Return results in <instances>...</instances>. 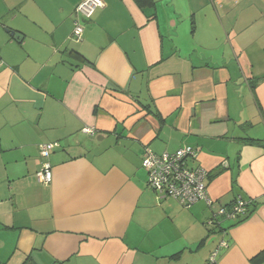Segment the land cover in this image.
I'll return each instance as SVG.
<instances>
[{"label":"crops","instance_id":"obj_1","mask_svg":"<svg viewBox=\"0 0 264 264\" xmlns=\"http://www.w3.org/2000/svg\"><path fill=\"white\" fill-rule=\"evenodd\" d=\"M82 1L0 0V246L16 264H209L225 241L217 264H264V0H101L89 20ZM185 146L211 208L147 186L145 151ZM237 199L246 217L209 224Z\"/></svg>","mask_w":264,"mask_h":264},{"label":"built area","instance_id":"obj_2","mask_svg":"<svg viewBox=\"0 0 264 264\" xmlns=\"http://www.w3.org/2000/svg\"><path fill=\"white\" fill-rule=\"evenodd\" d=\"M102 6L101 0H83L75 11L77 15L88 19L96 9ZM82 34L83 28L81 24L75 21L71 38L76 42H80ZM59 146V143L40 145V156L47 158ZM196 159V151L188 146L179 148L174 153H162L160 155L153 154L147 149L142 159V167L148 174V188L156 193L159 199H174L184 209H188L200 201L211 208L214 202L207 193L206 180L208 173L200 167L190 168L189 166V161ZM35 178L40 184H50L52 182L50 165L44 163L36 173ZM246 205V202L241 199H237L229 207L218 205L209 224L216 226L215 223H218L219 219L236 220L244 214ZM227 246L225 241H221L209 258V264H217L216 257L219 250L225 249Z\"/></svg>","mask_w":264,"mask_h":264},{"label":"trees","instance_id":"obj_3","mask_svg":"<svg viewBox=\"0 0 264 264\" xmlns=\"http://www.w3.org/2000/svg\"><path fill=\"white\" fill-rule=\"evenodd\" d=\"M133 2L140 8V9H145V8H148V7H154L155 6V2H154V0H133ZM92 16V15H91ZM91 18V17H90ZM90 18H88V20L90 19ZM82 26V25H81ZM83 28V27H82ZM81 40H82V38H81ZM76 42V41H75ZM73 56L74 57H77V58H80L81 56L78 54V53H74L73 54ZM247 142H248V144H254V145H258V146H262V143L260 142V141H256V140H251V139H249V140H247ZM60 145V144H59ZM40 146V145H39ZM60 147H61V145L58 147V148H56V149H54L51 153H50V155L55 151V150H57V149H60ZM38 149H39V147H38ZM50 155L47 157V158H45V159H48L49 157H50ZM43 158V157H42ZM42 167V166H41ZM41 169V168H40ZM39 169V170H40ZM144 169V168H143ZM38 170V171H39ZM145 170V169H144ZM37 171V172H38ZM146 171V170H145ZM36 172V173H37ZM146 173H147V171H146ZM36 175V174H35ZM211 176H212V174H211ZM210 177V176H209ZM147 178H148V174H147ZM246 209H245V212H244V214L243 215H241V216H239L236 220L238 221V220H240V219H243V217H246L248 214H249V210H250V207L253 205L252 204V202H246ZM230 205H228V206H225V207H229ZM225 221H227V220H224V219H219L218 220V223H215L216 224V226H214V227H221V224L223 223V222H225ZM22 264H35L33 261H32V259H31V257L29 256L28 258H26L25 260H24V262L22 263Z\"/></svg>","mask_w":264,"mask_h":264},{"label":"rangeland","instance_id":"obj_4","mask_svg":"<svg viewBox=\"0 0 264 264\" xmlns=\"http://www.w3.org/2000/svg\"><path fill=\"white\" fill-rule=\"evenodd\" d=\"M77 16L81 17L80 15ZM70 42H75V40L73 38H70ZM212 237L214 238L215 235H212ZM10 248L11 246L7 244H5L4 246H0V264H16L17 256L13 254L14 248Z\"/></svg>","mask_w":264,"mask_h":264},{"label":"water","instance_id":"obj_5","mask_svg":"<svg viewBox=\"0 0 264 264\" xmlns=\"http://www.w3.org/2000/svg\"><path fill=\"white\" fill-rule=\"evenodd\" d=\"M12 36H14L15 39L21 40L22 36L19 33H11Z\"/></svg>","mask_w":264,"mask_h":264}]
</instances>
